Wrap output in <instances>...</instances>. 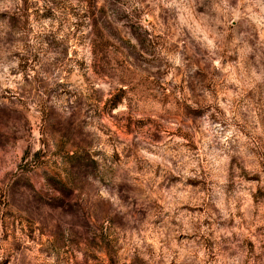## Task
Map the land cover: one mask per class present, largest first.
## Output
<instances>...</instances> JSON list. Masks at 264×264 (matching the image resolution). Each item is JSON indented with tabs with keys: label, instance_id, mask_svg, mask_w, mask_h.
<instances>
[{
	"label": "rangeland",
	"instance_id": "1",
	"mask_svg": "<svg viewBox=\"0 0 264 264\" xmlns=\"http://www.w3.org/2000/svg\"><path fill=\"white\" fill-rule=\"evenodd\" d=\"M0 264H264V0H0Z\"/></svg>",
	"mask_w": 264,
	"mask_h": 264
}]
</instances>
